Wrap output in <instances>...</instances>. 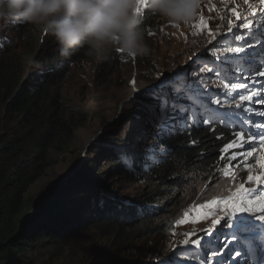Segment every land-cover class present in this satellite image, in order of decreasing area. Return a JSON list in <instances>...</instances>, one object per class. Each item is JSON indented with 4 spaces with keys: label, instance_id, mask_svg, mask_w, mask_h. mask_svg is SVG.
I'll use <instances>...</instances> for the list:
<instances>
[{
    "label": "trees",
    "instance_id": "16d2710c",
    "mask_svg": "<svg viewBox=\"0 0 264 264\" xmlns=\"http://www.w3.org/2000/svg\"><path fill=\"white\" fill-rule=\"evenodd\" d=\"M142 13L143 30L160 18L147 7ZM8 23L16 24L20 34L32 26L10 20ZM49 35H43L31 58L22 65L9 60L11 52L0 56V264H138L134 255L140 243L167 236L175 229L185 202L184 192L197 200L203 191L196 194V190L207 186L210 196L206 201H212L213 192L223 190L216 180L220 182L227 169L239 165H233L235 159L242 158L240 163L250 160L247 153L253 151L260 137L241 131L237 124L225 127L223 122L209 123L203 131L193 129L192 137L181 134L167 139L172 155L162 164L144 168L141 174L119 164L115 151L95 147L81 173L61 175L70 176L50 189L47 198H42L45 190L30 197V189L48 176L60 154L67 153L75 130L83 124L76 107L60 94L59 88L71 66L88 56L86 49L65 59ZM115 59L114 55L107 58L104 66ZM150 71L145 74L148 79L153 78ZM227 92L229 97L214 94L213 100L220 101L217 105L221 112L238 113V109L228 108L238 97ZM233 96L235 100L225 102ZM126 111V120L135 117L131 109ZM122 126L106 128L104 132L110 137L104 141L119 143ZM190 139L197 143L191 144ZM230 144L238 146L228 147ZM233 154L236 158L229 159ZM100 162L107 165L100 166ZM113 175L112 180L116 176L123 184L147 181L148 189L139 197L127 194L125 185L117 192L109 190L105 178L110 180ZM243 177L235 171L233 181L237 185ZM192 178L199 179L193 188L189 184ZM171 204L178 212L165 215ZM239 243L244 245L241 238L232 240V250L226 257L237 250ZM220 257L210 254L207 264H215ZM178 259L204 264L198 255H180Z\"/></svg>",
    "mask_w": 264,
    "mask_h": 264
},
{
    "label": "rangeland",
    "instance_id": "374dc122",
    "mask_svg": "<svg viewBox=\"0 0 264 264\" xmlns=\"http://www.w3.org/2000/svg\"><path fill=\"white\" fill-rule=\"evenodd\" d=\"M192 2L195 8L187 23L173 24L160 17L148 29L144 30L145 42L149 49H152L145 62L144 57H128L122 52L113 50L107 54L108 58L113 55L116 58L112 63H109L110 65L104 66L107 59L97 60L94 56L88 55L85 59L79 60L76 65L71 66L59 91L76 107L75 113L81 118L83 124L75 130L72 144L67 153L58 156L57 163L48 171V176L38 181L30 189L28 196L34 198L69 170L81 173L86 165V158L95 147L103 149V151L113 150L117 154L120 149L124 148L132 151L135 154L133 165L135 173H144L147 162L142 157L144 161L139 164L142 160L136 158L137 153L141 152V139L144 130L143 120L137 118V98L144 99V94L148 89L153 88L166 76L194 65L197 58L204 56L205 53H208L210 59L220 61L227 56H242L245 53H251L264 44V40L252 38V33H256L264 27V3L261 0H192ZM246 22H250V27L241 29V26ZM16 26V24L8 23V20L0 21V56L11 52L9 60L22 65L26 59L31 58L37 43L41 41L46 32L32 25L26 31L27 33L22 31L21 33L24 34H20ZM236 35L242 36L243 39L233 42L231 51L219 46L214 49L217 41L224 40L226 37L232 40ZM50 37L51 35H49ZM245 41L251 43L252 46L248 47ZM241 45H243L242 50L237 52L235 49ZM101 67L103 70L100 72ZM148 71L153 72V78H146L145 74ZM200 75L202 77L201 87L206 92H213L214 95L216 92L227 91L225 81L213 77L212 72L205 71ZM240 75L242 73H238V76ZM253 79L256 81L255 83H252ZM237 83H243L246 86L230 89V92L238 97L234 101L235 103H230L231 106L238 108L243 106L240 109H245L244 115L252 117L257 122L264 121V115L260 114L264 113V103H258L261 97H264V76L257 75L248 80L238 79ZM250 89L259 91L260 95L252 96L251 101L240 100L238 94L247 95ZM213 106L219 108L215 103ZM128 109L132 110L131 113L135 117L126 120L125 114L128 113L126 111ZM120 126L122 127L119 132V143L104 141L110 137L104 132L106 128L114 130ZM244 127L264 131V127L256 129L250 122H246ZM149 143L155 145L157 141L151 140ZM252 148L255 153L253 162L239 163L241 158L233 162V165L239 163L234 170L240 174L243 173L244 177L236 185V182L233 181L235 171L231 168L227 169L225 171L227 175L224 173L223 179L219 182L223 190L214 191L212 194L214 199H227L235 193L241 184L245 188L254 189L257 193L264 192V183L247 182L249 175L258 176L261 181H264V168H261L258 163L259 157L264 156V138H261L260 142L253 145ZM117 162L120 164L119 160ZM102 164L107 165V162H100V166ZM112 178L114 175L110 176V180L105 178L109 190L117 192L125 185L127 186L125 192L134 197H139L144 189H148L149 185L147 181L123 184L116 176L115 179L112 180ZM198 182V178H192L189 184L193 188ZM207 190V186L196 190V194L203 191L197 200L193 197L190 198L192 194L188 196L190 193L184 192L185 199L183 201L185 200V202L184 206H181L183 210L179 220H176L175 229L167 236H158L151 241L140 243L134 255L138 264H160L164 258L172 256L174 252L182 253L186 258L198 255L203 260V249L207 247L205 242L216 237H220L221 241L219 250L217 252L216 249H211L207 257L210 254L213 255V252H217L216 255L221 256L218 260H226L228 264H260L259 255L256 263L255 260L247 256L245 244L242 243H239L237 250H233L228 257L226 254L232 250L229 241L241 238L245 242L258 235L257 232L242 230L241 226L246 219L258 230L261 229L264 227V221H260L258 217L264 213L259 211L231 213L214 208L211 214L205 215L201 206L211 202L206 201L210 196V192ZM197 209L200 210L197 211ZM176 212L178 209L172 207L171 204L167 206L164 214L169 216ZM229 216L232 218V228L225 227ZM216 221H220V223H216ZM225 232L235 233V236H224ZM197 239H200L201 246L193 247L192 242ZM185 241H188V244H185ZM234 245L237 246L236 242ZM257 247H260L259 241H257ZM225 251L226 253L223 255ZM236 251H240L241 255L235 256ZM186 252L192 254H186Z\"/></svg>",
    "mask_w": 264,
    "mask_h": 264
},
{
    "label": "snow or ice",
    "instance_id": "6c2138e0",
    "mask_svg": "<svg viewBox=\"0 0 264 264\" xmlns=\"http://www.w3.org/2000/svg\"><path fill=\"white\" fill-rule=\"evenodd\" d=\"M264 3V0H261ZM137 14L142 16V9L147 7L148 0H136ZM236 15L235 12H233ZM255 15V13H253ZM239 19V16H237ZM231 23V22H229ZM175 26V25H173ZM250 27V22H246L241 26V29ZM253 39L264 40V27L258 30L256 33H252ZM243 39L242 36L236 35L229 40L227 37L224 40L217 41V45L222 49L229 51L233 48V42H239ZM248 47H251V43L245 41ZM243 45L237 47V52L242 50ZM212 72L213 77L223 79L225 81L226 88L233 86L237 88H243L246 85L243 83H236L238 79L248 80L254 76H264V44H261L260 48L251 53H245L242 56H227L223 60L216 61L209 58L208 53L204 56L198 57L197 62L194 65H190L187 69H182L180 72L166 76L153 88L148 89L144 94V99L137 98L138 102V117L143 120L144 130L141 139V154L145 164V170H149L151 167L166 162V159L172 155L171 149L167 146L165 141L181 134H187V136H193V129L199 131L205 130V125L209 123L223 122L225 127L231 124H237L241 131L244 130V124L250 122L256 129L264 127V121L257 122L252 117L246 116L243 113L236 112H221L215 104H219V100L212 99V93L206 92L201 87L200 81L202 79V72ZM238 73L242 75L238 76ZM256 81L253 79L252 83ZM216 96H220V92L215 93ZM240 100L247 99L251 101L252 96L260 95L257 90H249L247 95L238 94ZM223 96L228 97V92L225 91ZM236 97H231L230 100L225 102H231ZM258 103H264V97ZM264 115V113H260ZM250 136L264 138V131H252L248 129ZM242 139V137H241ZM156 140L157 144H150L149 141ZM191 144H196V139H190ZM147 145V146H144ZM238 146L236 144H230L228 147ZM227 151V149H225ZM251 155V153H247ZM201 156L203 152L201 151ZM184 158V157H180ZM233 154L229 159H235ZM119 161L124 164L129 171H134V159L135 154L128 149H120L118 155ZM223 159V157H221ZM259 166L264 168V156L259 157ZM227 175V173H225ZM248 183L261 184L260 177L249 175L247 177ZM219 184V180H216ZM205 215L212 213L213 209H222L231 213L238 212H254L259 211L264 213V192H255L254 189L245 188L243 184L236 189L235 193L230 195L227 199H213L210 203L201 206ZM200 209H197L199 211ZM260 221H264V215L258 217ZM220 223V221H216ZM225 227L232 228V218L226 220ZM242 230L246 232H257L258 235L253 239L244 242L247 256L256 260L258 255L261 258L260 264H264V227L257 229L255 225L245 219L244 224L241 226ZM209 235H211L209 233ZM224 236H235V233L225 232ZM257 241L260 242V247H257ZM220 237H216L211 240H207L205 243L207 247H204V255L202 257L204 264H207L208 252L215 248L217 252L220 245ZM193 247L201 246L200 239L195 240ZM231 243V241H229ZM188 244V241H185ZM217 252H213L216 255ZM182 253H174L170 257L163 259L162 264H187L186 261H181L178 257ZM240 251H236L235 256H240ZM215 264H228L226 260H217Z\"/></svg>",
    "mask_w": 264,
    "mask_h": 264
},
{
    "label": "clouds",
    "instance_id": "9594fccd",
    "mask_svg": "<svg viewBox=\"0 0 264 264\" xmlns=\"http://www.w3.org/2000/svg\"><path fill=\"white\" fill-rule=\"evenodd\" d=\"M147 8L179 24L190 20L195 5L192 0H148ZM2 20L50 33L65 59L80 49L97 60L107 59L113 50L128 57L150 54L136 0H0Z\"/></svg>",
    "mask_w": 264,
    "mask_h": 264
},
{
    "label": "water",
    "instance_id": "95a60500",
    "mask_svg": "<svg viewBox=\"0 0 264 264\" xmlns=\"http://www.w3.org/2000/svg\"><path fill=\"white\" fill-rule=\"evenodd\" d=\"M74 172L75 171L69 170L67 173H70L71 175H73ZM69 176L70 175L61 176L57 180L52 182L51 185L45 190V194H44V196L42 198H47L49 196V190L52 189L53 187L57 186V185H60V184L64 183L69 178ZM42 198L37 202L36 209H35L36 210L35 214H38V212H39L40 202H41Z\"/></svg>",
    "mask_w": 264,
    "mask_h": 264
},
{
    "label": "bare ground",
    "instance_id": "6f19581e",
    "mask_svg": "<svg viewBox=\"0 0 264 264\" xmlns=\"http://www.w3.org/2000/svg\"><path fill=\"white\" fill-rule=\"evenodd\" d=\"M142 12H143V11H142ZM256 148H257V147H256ZM136 158H137V157H136ZM137 160H140V159L137 158ZM244 262H245V261H244ZM255 262H256V260H255ZM256 263H257V262H256Z\"/></svg>",
    "mask_w": 264,
    "mask_h": 264
}]
</instances>
